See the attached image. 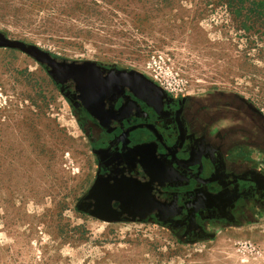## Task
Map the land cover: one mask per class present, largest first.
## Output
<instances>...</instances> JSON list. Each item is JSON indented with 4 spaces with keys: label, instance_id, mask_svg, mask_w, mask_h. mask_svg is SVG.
Segmentation results:
<instances>
[{
    "label": "rangeland",
    "instance_id": "rangeland-1",
    "mask_svg": "<svg viewBox=\"0 0 264 264\" xmlns=\"http://www.w3.org/2000/svg\"><path fill=\"white\" fill-rule=\"evenodd\" d=\"M0 32L136 71L173 96L236 94L264 114L263 0H0ZM92 162L46 68L0 49V264H264V224L187 246L78 212Z\"/></svg>",
    "mask_w": 264,
    "mask_h": 264
},
{
    "label": "flooded vegetation",
    "instance_id": "flooded-vegetation-1",
    "mask_svg": "<svg viewBox=\"0 0 264 264\" xmlns=\"http://www.w3.org/2000/svg\"><path fill=\"white\" fill-rule=\"evenodd\" d=\"M51 56L43 66L92 154L78 212L158 226L187 246L264 224V114L252 103L223 92L173 96L118 65Z\"/></svg>",
    "mask_w": 264,
    "mask_h": 264
},
{
    "label": "water",
    "instance_id": "water-1",
    "mask_svg": "<svg viewBox=\"0 0 264 264\" xmlns=\"http://www.w3.org/2000/svg\"><path fill=\"white\" fill-rule=\"evenodd\" d=\"M4 35L5 34L1 32L3 42H2V44H0V48H11V49L19 50L22 53L32 57L34 60H36L38 63H40L42 65L52 66L53 59H52L51 54H49L48 52L38 48L35 45L27 44V43H24V42L19 41V40L11 39L9 37H5ZM133 72L143 76L142 74H140L136 71H133ZM48 74L53 78V80L55 82H57L55 76L52 74L51 71H48ZM66 74H63L64 77L66 76ZM233 95L236 96L237 98H239L240 100L244 101V102L247 101L245 98H242L236 94H233Z\"/></svg>",
    "mask_w": 264,
    "mask_h": 264
}]
</instances>
